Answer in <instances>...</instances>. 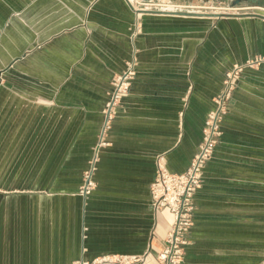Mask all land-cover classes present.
<instances>
[{
  "label": "crops",
  "instance_id": "1",
  "mask_svg": "<svg viewBox=\"0 0 264 264\" xmlns=\"http://www.w3.org/2000/svg\"><path fill=\"white\" fill-rule=\"evenodd\" d=\"M154 1L195 15L141 13L131 44L134 1L0 0V264L110 255L158 264L172 216L152 207L156 161L185 172L224 74L264 59V20L246 16L264 17V0ZM131 48L130 94L95 188L81 196L110 83ZM221 132L181 264H264V60L243 70Z\"/></svg>",
  "mask_w": 264,
  "mask_h": 264
},
{
  "label": "built area",
  "instance_id": "2",
  "mask_svg": "<svg viewBox=\"0 0 264 264\" xmlns=\"http://www.w3.org/2000/svg\"><path fill=\"white\" fill-rule=\"evenodd\" d=\"M130 4V3H129ZM135 17L129 28V40L132 42L141 33L140 16L142 11H153L148 8L138 9L130 4ZM156 10V9H155ZM161 10V9H160ZM137 50L131 48L129 59L124 70L115 76L107 92V101L103 110V122L98 139L92 149V156L87 169L82 175L79 188L81 196L87 195L95 188L94 175L99 162V153L107 147V135L111 123L122 108L123 100L130 94V86L136 76ZM262 57H256L244 65H233L225 74L219 92L213 99V108L206 115L202 130V140L187 170L181 174L167 171L162 158L156 161L154 180L150 186V197L153 210H167L172 216L170 230L164 245L156 255L158 264H181L184 260L185 248L189 244L187 233L193 223L194 195L203 181V171L211 160L214 150L221 137V124L232 101L233 92L237 87L241 74L246 68H254ZM143 258L136 256H103L91 262H74L73 264H142Z\"/></svg>",
  "mask_w": 264,
  "mask_h": 264
},
{
  "label": "water",
  "instance_id": "3",
  "mask_svg": "<svg viewBox=\"0 0 264 264\" xmlns=\"http://www.w3.org/2000/svg\"><path fill=\"white\" fill-rule=\"evenodd\" d=\"M151 1H154V0H151ZM209 1V0H207ZM215 1V0H213ZM222 3H225V4H230L231 8L232 7H236L238 6L241 2H247L248 0H218ZM251 2H253L252 0H249ZM253 3H257V2H253ZM146 12H149V13H159V14H175V15H184V16H191V15H195V12H188V11H175V12H164L162 10H153V11H142V13H146ZM198 15V14H197ZM212 17H226V16H229L225 13L223 14H212L211 15ZM246 16H253V17H258V18H261L264 20V17L263 16H260V15H256V14H251V15H246Z\"/></svg>",
  "mask_w": 264,
  "mask_h": 264
},
{
  "label": "rangeland",
  "instance_id": "4",
  "mask_svg": "<svg viewBox=\"0 0 264 264\" xmlns=\"http://www.w3.org/2000/svg\"><path fill=\"white\" fill-rule=\"evenodd\" d=\"M132 1H134L133 2V7L138 8V9L148 8V9H151V10H155V9L165 8L167 6V5H164V4L163 5L159 4V3L155 2V1H153L154 2V4H153V2L150 1V0H131V2ZM127 2H129V0H127ZM208 2L212 3L211 5H213L214 7H217V6H220V5H221L220 7H223V5H230V4L222 3V2H220L218 0H215V1L209 0ZM211 5L210 6L208 5L207 7H211ZM239 5H241V3ZM199 11H203V10H197V12H199Z\"/></svg>",
  "mask_w": 264,
  "mask_h": 264
},
{
  "label": "bare ground",
  "instance_id": "5",
  "mask_svg": "<svg viewBox=\"0 0 264 264\" xmlns=\"http://www.w3.org/2000/svg\"><path fill=\"white\" fill-rule=\"evenodd\" d=\"M162 11L164 12H175V11H181L180 9L178 8H173L171 6H166L165 8H161Z\"/></svg>",
  "mask_w": 264,
  "mask_h": 264
}]
</instances>
